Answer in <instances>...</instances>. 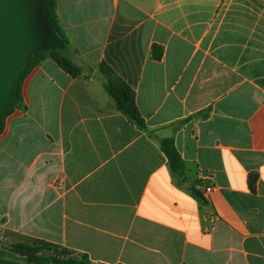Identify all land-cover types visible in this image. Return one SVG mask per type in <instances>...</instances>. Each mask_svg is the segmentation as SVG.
I'll list each match as a JSON object with an SVG mask.
<instances>
[{
    "label": "crops",
    "instance_id": "1",
    "mask_svg": "<svg viewBox=\"0 0 264 264\" xmlns=\"http://www.w3.org/2000/svg\"><path fill=\"white\" fill-rule=\"evenodd\" d=\"M56 15L80 74L47 58L6 119L0 264H32L6 252L36 240L93 264H264V0H56Z\"/></svg>",
    "mask_w": 264,
    "mask_h": 264
},
{
    "label": "trees",
    "instance_id": "2",
    "mask_svg": "<svg viewBox=\"0 0 264 264\" xmlns=\"http://www.w3.org/2000/svg\"><path fill=\"white\" fill-rule=\"evenodd\" d=\"M47 9L53 23L61 32V34L66 38L69 45V41L57 19L56 0H48ZM68 52L69 46L65 52L49 51L38 54L32 58L24 73L22 74L20 85L18 88V94L20 96L21 102V88L24 80L47 58L54 59L62 69L72 75L80 74V68L74 64V62L68 56ZM163 53L164 50L162 47H159L157 45L153 46V57L156 60H161L163 57ZM100 72L103 77L104 86L107 92L115 101L117 109L128 116L140 128L148 131L144 118L139 111L136 102V94L133 89L120 77H118L115 71L107 64L101 65ZM14 110L15 109H11L2 114L0 119V136L4 132L7 117ZM150 136L153 137V134L150 133ZM158 141L160 143L162 151L168 158V163L171 171L181 182H185L186 164L177 149L175 139L173 137L160 138L158 139ZM257 179V175L250 176V187L253 190L255 189ZM193 192L197 197L201 198L199 192L195 188L193 189ZM6 253L11 255L20 254L28 263L32 264H93L86 254L79 255L66 247L43 240H36L30 245L22 243L13 244Z\"/></svg>",
    "mask_w": 264,
    "mask_h": 264
},
{
    "label": "water",
    "instance_id": "3",
    "mask_svg": "<svg viewBox=\"0 0 264 264\" xmlns=\"http://www.w3.org/2000/svg\"><path fill=\"white\" fill-rule=\"evenodd\" d=\"M47 1L0 0V119L20 106L18 88L32 58L68 49L49 15Z\"/></svg>",
    "mask_w": 264,
    "mask_h": 264
},
{
    "label": "built area",
    "instance_id": "4",
    "mask_svg": "<svg viewBox=\"0 0 264 264\" xmlns=\"http://www.w3.org/2000/svg\"><path fill=\"white\" fill-rule=\"evenodd\" d=\"M212 191V187H207L206 192H211Z\"/></svg>",
    "mask_w": 264,
    "mask_h": 264
},
{
    "label": "rangeland",
    "instance_id": "5",
    "mask_svg": "<svg viewBox=\"0 0 264 264\" xmlns=\"http://www.w3.org/2000/svg\"><path fill=\"white\" fill-rule=\"evenodd\" d=\"M70 52H71V49H69V52L67 53L69 57H70V55H72Z\"/></svg>",
    "mask_w": 264,
    "mask_h": 264
}]
</instances>
